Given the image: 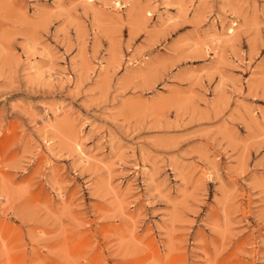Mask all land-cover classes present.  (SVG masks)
I'll return each instance as SVG.
<instances>
[{
    "label": "rangeland",
    "instance_id": "374dc122",
    "mask_svg": "<svg viewBox=\"0 0 264 264\" xmlns=\"http://www.w3.org/2000/svg\"><path fill=\"white\" fill-rule=\"evenodd\" d=\"M0 264H264V0H0Z\"/></svg>",
    "mask_w": 264,
    "mask_h": 264
}]
</instances>
